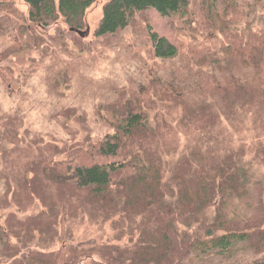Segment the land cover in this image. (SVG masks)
<instances>
[{
  "label": "rangeland",
  "instance_id": "374dc122",
  "mask_svg": "<svg viewBox=\"0 0 264 264\" xmlns=\"http://www.w3.org/2000/svg\"><path fill=\"white\" fill-rule=\"evenodd\" d=\"M106 1L86 11L79 36L62 19L31 23L23 0H0V229L8 225L39 240L46 231L43 241L55 247L111 253V264H139L130 257L133 249L172 220L171 255L161 264H264V98L243 113L236 98L217 91L229 78L232 89L246 87L243 79L255 89L264 78V0H189L184 16L170 18L148 9L116 35L96 38ZM148 26L177 48L175 58L154 56ZM128 112L145 120L117 157L128 162L115 180L134 175L133 156L143 151L161 170L162 191L142 214L131 215L121 199L106 214L89 205L70 169L112 161L93 149ZM217 141L208 167L220 157L242 159L246 193L224 208L215 195L186 223L178 215L185 183L176 178L193 183L203 176L190 153L205 155L201 150ZM50 200L63 208L39 214ZM212 228L214 236L236 233L243 240L226 254L197 257L190 241ZM93 256L78 264H102ZM18 258L11 249L0 251V264Z\"/></svg>",
  "mask_w": 264,
  "mask_h": 264
},
{
  "label": "trees",
  "instance_id": "16d2710c",
  "mask_svg": "<svg viewBox=\"0 0 264 264\" xmlns=\"http://www.w3.org/2000/svg\"><path fill=\"white\" fill-rule=\"evenodd\" d=\"M23 1L28 7L27 17L31 23L40 27L49 26L51 23L62 19L71 32L76 34L81 32L82 35L85 26V13L97 0ZM188 7L189 0H107L102 7L101 18L93 35L96 38H104L106 35L114 36L117 32L129 26L136 13L148 9H153L161 16L170 18L184 16ZM147 28L149 29L154 56L163 60L175 58L178 53L177 48L167 38L153 31L150 26ZM228 80L234 81L232 78ZM229 81H226L225 86L222 89H217V91L223 95L227 96L228 94L232 98H236L243 113L249 112L248 108L256 98L259 99L260 96L264 98V78L256 80L254 87L257 88L255 89L249 84V80H241L245 81L247 86L236 89H232L233 85ZM239 82L237 81V83ZM232 102L235 103L234 100ZM232 102L228 101L226 106L229 105L232 109L233 106H236ZM200 115L196 117L197 120L202 119ZM250 115H252L251 119L254 118L253 120L257 121V112ZM214 117H216L215 114ZM144 120L145 116L141 113L128 112L117 123L115 131L105 135L103 140L93 149L100 156L111 157L113 160L109 163L76 164L70 169L74 184L78 189L85 192V200L91 207L98 208L100 212L108 214L116 211L119 208L118 200L121 199L124 200V205L131 212V215H138L159 201L163 175L154 162L152 155L147 152L137 151L133 156L135 164L132 166L134 175L131 178L121 181L115 180L118 171L122 172L126 167V162H128L127 158L121 162H117L116 159L124 151L127 141L134 133L143 129ZM207 142L209 143V141ZM220 144L217 141L210 150H208V147L206 148L207 151L200 149L205 155L201 152L190 153L192 159L198 164L199 170L201 169L200 172H203V176L193 177V183L185 182L181 175L176 178L177 181L185 183L179 190L178 204L180 211L178 215L186 223L190 224L191 218L195 219L205 208L210 206L215 195H219L221 208H224L228 202L232 201L233 196H241L246 193L248 174L244 165L241 164L242 159L228 156L223 160L220 157L217 164L208 167V156ZM221 147L225 148V146ZM206 167H208V170ZM37 194L40 195L42 192H37ZM49 202V206L45 207L44 205L39 214L48 212L54 215L57 206H61L54 200ZM174 209L176 210V208ZM165 211L170 212L168 208ZM172 228L173 221L171 220L164 226V230L159 229L156 234L150 235L146 245L142 244L133 249L131 259H137L139 264H161L164 260H167L172 249L173 238L169 236V231ZM4 230L5 232L0 229V248L8 251L11 249L15 252V256L19 255L16 264H78V260L81 259H85L86 262L91 261L93 255L100 257L102 264H111V253L99 256L95 250L89 251L71 246L55 247L43 241L46 231L38 233L37 238H43V240H39L35 239L36 237H33L31 232L17 233L8 225ZM2 235H5L6 240H3ZM202 236L203 238L197 233V237L190 241L189 245L191 250H196L197 257H200L199 253L201 255L208 253L226 254L231 251L238 241L243 240L236 233L214 236V228L206 229ZM13 240H18L20 245L15 244ZM118 252L126 255L125 251ZM91 264L97 263L92 261Z\"/></svg>",
  "mask_w": 264,
  "mask_h": 264
},
{
  "label": "water",
  "instance_id": "95a60500",
  "mask_svg": "<svg viewBox=\"0 0 264 264\" xmlns=\"http://www.w3.org/2000/svg\"><path fill=\"white\" fill-rule=\"evenodd\" d=\"M72 31H73V30H72ZM77 33L81 35V32H77Z\"/></svg>",
  "mask_w": 264,
  "mask_h": 264
}]
</instances>
